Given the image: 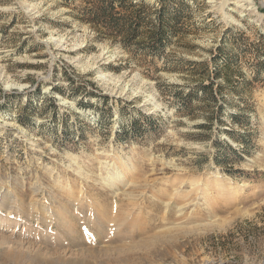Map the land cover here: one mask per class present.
<instances>
[{"label": "rangeland", "instance_id": "374dc122", "mask_svg": "<svg viewBox=\"0 0 264 264\" xmlns=\"http://www.w3.org/2000/svg\"><path fill=\"white\" fill-rule=\"evenodd\" d=\"M82 1L0 0V264H264V0H165L159 55Z\"/></svg>", "mask_w": 264, "mask_h": 264}, {"label": "trees", "instance_id": "16d2710c", "mask_svg": "<svg viewBox=\"0 0 264 264\" xmlns=\"http://www.w3.org/2000/svg\"><path fill=\"white\" fill-rule=\"evenodd\" d=\"M82 2L85 5L79 11L80 20L92 26L102 36L113 41L118 40L124 50L135 45L140 46L138 49L140 51L159 55L179 30L178 9L170 6L165 0H155L152 4L145 0H83ZM222 64L224 70H227L223 79L228 82L230 61L224 60ZM213 85V81L201 85L199 93L203 100L216 103L217 95L222 96L221 87L217 85L213 90ZM53 90L58 92L55 88ZM227 115L232 121L239 120L236 112Z\"/></svg>", "mask_w": 264, "mask_h": 264}, {"label": "bare ground", "instance_id": "6f19581e", "mask_svg": "<svg viewBox=\"0 0 264 264\" xmlns=\"http://www.w3.org/2000/svg\"><path fill=\"white\" fill-rule=\"evenodd\" d=\"M227 1H228V0H223L222 4L225 3V2H227ZM240 2H241V0H235L233 5H235V4L238 5ZM223 5H224V4H223ZM222 7H223V6H222ZM119 174H120V173H116L114 176H116V178H118V177H119ZM105 179H106V180H110V177H106ZM114 179H115V178H114ZM111 180H112V179H111ZM131 192H132V191H130V192L127 194V196H130V195H131ZM130 197H131V196H130ZM178 212H179V211H178ZM107 220H108L107 217H104V218H103V221L106 222V223L109 221V220H108V221H107ZM108 226H109V225H108ZM111 228H112V227H111ZM86 235H87V236H86V238H87V239H86V242H89V241H91V240L94 239V235H93V233H91V232H87ZM157 236H158V235H157ZM152 238H156V235H155L154 237H152Z\"/></svg>", "mask_w": 264, "mask_h": 264}]
</instances>
